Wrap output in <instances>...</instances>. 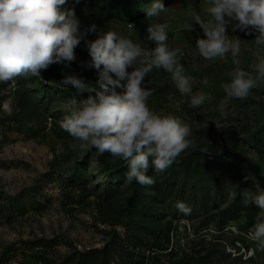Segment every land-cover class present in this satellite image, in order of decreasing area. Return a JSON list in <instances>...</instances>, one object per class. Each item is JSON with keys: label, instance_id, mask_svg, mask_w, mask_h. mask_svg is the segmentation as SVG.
<instances>
[{"label": "rangeland", "instance_id": "obj_1", "mask_svg": "<svg viewBox=\"0 0 264 264\" xmlns=\"http://www.w3.org/2000/svg\"><path fill=\"white\" fill-rule=\"evenodd\" d=\"M153 2L67 0L62 7L74 9L81 31L96 25L88 40L112 30L151 49L147 27L169 25L167 43L185 48L180 63L194 77L193 93L208 99L190 106L162 68L143 86L153 89L152 111L190 126L194 147L161 173L150 168L149 186L127 181L122 159L65 132L68 100L89 93L58 81L65 74L93 86L98 80L84 41L75 61L51 65L44 80L0 82V264H264L249 235L259 209L243 203L245 191L254 196L257 184L264 188V85L242 100L226 97L221 84L230 82L231 54L206 60L196 48L204 36L193 32L199 24L192 15L210 18L206 0H161L167 11L148 17ZM226 31L242 40L241 67L251 71L264 46L254 33ZM178 201L190 212L178 211Z\"/></svg>", "mask_w": 264, "mask_h": 264}, {"label": "clouds", "instance_id": "obj_2", "mask_svg": "<svg viewBox=\"0 0 264 264\" xmlns=\"http://www.w3.org/2000/svg\"><path fill=\"white\" fill-rule=\"evenodd\" d=\"M67 0H0V82L17 77H39L53 64L68 66L75 61V49L82 41L87 46L92 64L98 72L96 85L86 84L75 75L65 74L57 86L76 93H89L78 99L73 95L67 102L60 127L76 140L87 142L99 153H109L122 159L127 181L153 185L148 175L151 168L161 173L169 168L186 150L194 147L191 128L178 117L161 115L148 105L153 89L145 87V77L153 69L170 74L181 95L189 96V104L199 107L208 96L203 91L193 93L194 77L186 74L180 58L181 48H170L167 23L147 27V49L116 31L99 33L94 40L86 39L96 33L95 24L81 31L74 9H63ZM79 2V0H77ZM208 19L193 13L192 19L203 30L204 38L196 39V48L206 60L225 59L231 54L233 70L230 82L221 84L227 98L245 99L252 89L264 85V56L241 67L239 37L227 34L229 21H236L233 30L256 34L255 44L264 46V0H206ZM167 11L161 0H154L147 9L148 17H159ZM131 26V25H130ZM191 27L189 28V30ZM131 68V71L128 69ZM206 83V81H205ZM121 89V91H118ZM94 93V95H93ZM207 152V149H202ZM247 179V178H246ZM256 194L244 193L245 206L251 202L259 209L249 231L256 248L264 251V188L256 185ZM185 214L190 208L176 204Z\"/></svg>", "mask_w": 264, "mask_h": 264}, {"label": "built area", "instance_id": "obj_3", "mask_svg": "<svg viewBox=\"0 0 264 264\" xmlns=\"http://www.w3.org/2000/svg\"><path fill=\"white\" fill-rule=\"evenodd\" d=\"M235 23H237L236 21H229V23H228V26H227V28H233V26L235 25ZM193 32L195 33V35L196 36H204V33H203V30L200 28V26L199 25H197V26H195L194 28H193ZM183 52H184V54H185V48H184V50H182Z\"/></svg>", "mask_w": 264, "mask_h": 264}, {"label": "trees", "instance_id": "obj_4", "mask_svg": "<svg viewBox=\"0 0 264 264\" xmlns=\"http://www.w3.org/2000/svg\"><path fill=\"white\" fill-rule=\"evenodd\" d=\"M155 243H156L155 245H156L157 247H159V248L162 247V244H160V242H155Z\"/></svg>", "mask_w": 264, "mask_h": 264}]
</instances>
